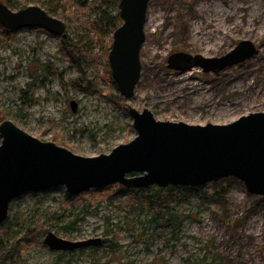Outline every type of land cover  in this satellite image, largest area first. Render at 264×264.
Segmentation results:
<instances>
[{
  "label": "rangeland",
  "instance_id": "obj_1",
  "mask_svg": "<svg viewBox=\"0 0 264 264\" xmlns=\"http://www.w3.org/2000/svg\"><path fill=\"white\" fill-rule=\"evenodd\" d=\"M3 1L15 11L31 4L55 8L50 14L65 21L67 38L80 48L74 58L62 35L0 24V123L12 120L43 141L90 157L136 137L130 106L190 124H226L264 112V0H150L142 75L130 99L111 73L114 30L86 23L96 13L80 7L70 12L65 0ZM102 1L120 16V1L92 3ZM243 39L256 43L255 55L220 72L167 67L174 52L221 56ZM78 77L92 81L90 88ZM206 186L163 193L164 199L149 187L130 193L118 183L78 195L65 185L28 191L10 206L9 219L20 224L5 230L7 220L0 232L11 244L23 242L15 264H264V196L250 193L238 177ZM162 211L176 213L180 226L166 227ZM16 227L21 232L13 239ZM50 231L101 242L56 250L45 242Z\"/></svg>",
  "mask_w": 264,
  "mask_h": 264
},
{
  "label": "water",
  "instance_id": "obj_2",
  "mask_svg": "<svg viewBox=\"0 0 264 264\" xmlns=\"http://www.w3.org/2000/svg\"><path fill=\"white\" fill-rule=\"evenodd\" d=\"M150 0H120L122 24L113 33L109 51L111 73L120 93L135 95L142 75L141 50L146 40ZM0 24L8 30L39 26L67 36L64 20L42 6L31 4L17 11L0 0ZM250 39L241 40L221 56L169 55L167 67L220 72L244 62L257 52ZM77 111V102L71 101ZM137 135L109 153L82 156L53 141H43L12 120L0 123V226L9 216L11 202L28 191L65 185L71 195L93 188L121 184L127 188L202 187L238 177L250 193L264 196V112H251L226 124H190L159 120L145 108L129 107ZM45 242L56 250H72L101 240L71 241L50 231Z\"/></svg>",
  "mask_w": 264,
  "mask_h": 264
},
{
  "label": "trees",
  "instance_id": "obj_3",
  "mask_svg": "<svg viewBox=\"0 0 264 264\" xmlns=\"http://www.w3.org/2000/svg\"><path fill=\"white\" fill-rule=\"evenodd\" d=\"M93 0H65L66 2V7L68 10H75L76 8H86V11H88L89 13H96V17L93 21H87L86 23H89V25H91V27L97 31H101L103 30V28L109 27L110 29H113L114 31L122 24L123 20L121 18V16L119 15H113L112 12H110L108 10V8L104 7L103 8V1L101 2L100 5H95V2L92 3ZM120 1V0H117ZM11 1H9L10 3ZM91 2V3H90ZM6 3V2H5ZM55 8L52 7H48L46 8V10L51 13V12H55L54 10ZM67 12V11H66ZM68 13H65V15ZM84 22V21H83ZM64 37V36H63ZM62 43L64 45V47L66 48V50L68 51V53L70 55H72L74 58L77 57L78 55V50L80 48V43L75 42L72 37H64L62 38ZM108 49V48H107ZM110 50V49H109ZM78 82L81 86H83L86 82L87 84H85L84 86L89 89L90 88V84L92 81H87V79L82 82V77H78ZM81 81V82H80ZM124 98V97H123ZM225 181H227V178L225 179H221L219 181H215V182H210L208 183L206 187H209V185L213 184L216 185V187L218 188V185L220 183H225ZM107 186H104L102 188H105ZM101 188V189H102ZM121 190H124L125 187H121ZM205 188V187H204ZM221 189H218V193L219 191H221L224 188V185H221L220 187ZM149 190H151L152 192H155L156 194H158V196H160L162 199H164L165 197L163 196V193H170L174 190H184V191H188V190H192L193 188L190 186H168V187H156V186H151L148 188ZM207 189V188H205ZM138 189L136 188H130L128 189V191L130 193H134L135 191H137ZM73 197V196H71ZM161 217L164 215L165 219V226L166 227H172L173 229H176L177 226L179 227V222H178V218L179 216L174 213L173 211H171V213H165V211L160 212ZM158 218H156L157 220ZM9 220V224L6 226L5 230H9L11 228V226H18V224H20V221L17 218H8L6 219V221ZM1 227V226H0ZM3 229L1 228V231ZM21 232V229H19L18 227H16V229H14L13 234H9V236H11L13 239L16 238L19 233ZM23 248V242L22 241H17L14 244H11L10 239H6L4 237V234L2 232H0V264H15V256H17V254L22 252Z\"/></svg>",
  "mask_w": 264,
  "mask_h": 264
},
{
  "label": "bare ground",
  "instance_id": "obj_4",
  "mask_svg": "<svg viewBox=\"0 0 264 264\" xmlns=\"http://www.w3.org/2000/svg\"><path fill=\"white\" fill-rule=\"evenodd\" d=\"M255 31V30H254Z\"/></svg>",
  "mask_w": 264,
  "mask_h": 264
}]
</instances>
